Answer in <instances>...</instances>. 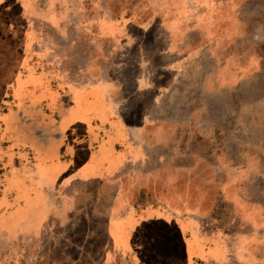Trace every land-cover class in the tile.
<instances>
[{"label": "crops", "instance_id": "obj_1", "mask_svg": "<svg viewBox=\"0 0 264 264\" xmlns=\"http://www.w3.org/2000/svg\"><path fill=\"white\" fill-rule=\"evenodd\" d=\"M245 3L0 0V33L16 27L2 28L9 7L20 21L0 103V188L11 171L40 209L38 220L0 223V236L18 226L37 233L72 211L102 213L108 241L90 264H233L232 249L245 255L239 236L229 246L225 232L200 225L213 187L226 195L236 183L195 174L244 167L238 152L219 149L227 115L210 111L254 67ZM197 182L210 188L192 197ZM235 195L224 199L239 215L256 212Z\"/></svg>", "mask_w": 264, "mask_h": 264}, {"label": "rangeland", "instance_id": "obj_2", "mask_svg": "<svg viewBox=\"0 0 264 264\" xmlns=\"http://www.w3.org/2000/svg\"><path fill=\"white\" fill-rule=\"evenodd\" d=\"M244 6L243 18L250 37L246 41L250 46L244 51L249 57H245V61L249 59L254 67L244 74L245 79L238 88L223 94V106H213V111H210L216 114V109L221 108L227 115V121L221 122L220 127L227 128L228 134L226 138L218 139L222 143L219 149L222 154H229L230 158L238 152L239 160L244 158V167L237 170H198L195 174L203 181L216 175L222 183L234 180L236 185L226 186V195L236 197L239 192L237 199L244 198L246 204L257 207L252 214L244 212L239 215L234 208L235 203L224 199L226 195L213 187L207 202L200 203L207 215L200 218V225L208 232H225L223 237L229 246L239 236V247L245 255L232 249L230 256L238 259L233 264H264V0H246ZM4 14L2 28L6 31L12 21L16 27L14 32L0 33V55L4 53L0 56V103L7 93L4 83L10 78L15 61L20 23L16 7H9L1 13L2 16ZM5 175L8 182L1 179L0 203L7 206V210H4V219L0 217V223L9 230L23 220L30 221L32 217L38 220L35 218L36 214H40L37 203L26 199L29 187L12 184L11 171L5 172ZM209 188L197 182L196 187L191 186L190 192L192 197H196L200 190ZM12 189L16 195L5 200L6 191ZM18 228L21 231L14 235L0 236V264H90L94 258H99L108 241L102 213L83 219L82 214L72 211L69 217L50 218L37 233L24 232L27 230L25 227ZM179 243L176 234V259L180 260L183 256Z\"/></svg>", "mask_w": 264, "mask_h": 264}]
</instances>
